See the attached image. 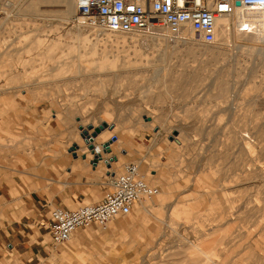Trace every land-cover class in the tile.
<instances>
[{"label":"rangeland","instance_id":"1","mask_svg":"<svg viewBox=\"0 0 264 264\" xmlns=\"http://www.w3.org/2000/svg\"><path fill=\"white\" fill-rule=\"evenodd\" d=\"M30 1L0 0L1 140L64 148L71 127L80 140V126L105 122L125 151L113 152L116 175L139 162L149 178L159 164V184L169 183L155 220L133 211L104 244L78 230V247L51 245L54 264H264V41L95 32L76 9L66 21L22 16ZM51 4L41 11L59 10ZM245 133L260 135L261 152ZM0 153V166L16 165L15 150Z\"/></svg>","mask_w":264,"mask_h":264},{"label":"crops","instance_id":"2","mask_svg":"<svg viewBox=\"0 0 264 264\" xmlns=\"http://www.w3.org/2000/svg\"><path fill=\"white\" fill-rule=\"evenodd\" d=\"M113 130L103 131L96 142H108L116 129ZM19 135L11 134L5 143L0 137V152L15 150L19 154L16 155V165L0 166V264H54L51 240L46 229L48 211L56 207L69 208L67 205L99 202L107 189V177L116 174L113 165H118L120 158L117 157V162L111 164L110 169L104 163L93 167L85 145L81 138L77 139L73 127L67 134L64 148L36 151L16 140ZM73 144L78 146L76 156L70 152ZM121 146L122 141L116 140L110 146L112 154L107 157H116L113 152H123ZM82 155H86L85 160ZM102 166L106 170L100 174ZM161 167L163 165L155 164V170L148 172L147 177L150 183L160 185V194L156 199L161 198L159 205L155 201L143 202L133 209L137 214L147 215L154 220L153 209L162 206L161 200L165 199L169 187V183L159 184L158 172ZM120 224L118 220L109 224V233L104 235L95 233L92 228L86 232L90 238L104 244L112 238V232L124 228ZM80 237V233H75L69 243L78 247ZM128 243H133L132 238ZM103 248L105 255L100 254L99 257L108 258L109 248Z\"/></svg>","mask_w":264,"mask_h":264},{"label":"built area","instance_id":"3","mask_svg":"<svg viewBox=\"0 0 264 264\" xmlns=\"http://www.w3.org/2000/svg\"><path fill=\"white\" fill-rule=\"evenodd\" d=\"M76 18L87 28L115 34H152L160 28L190 30L206 38L214 31L216 20L231 16L235 3L240 7L264 11V0H74ZM113 143L117 138L112 136ZM109 140V141H110ZM108 141V142H109ZM93 140L90 160L101 156L98 164L108 160L103 145ZM112 143V144H113ZM110 176V177H109ZM107 189L97 203L82 204L75 209L56 207L48 211L47 225L53 248L66 245L75 231L91 226L106 228L114 221L130 216L136 204L152 200L159 189L146 181L134 163L123 165L119 174L107 177Z\"/></svg>","mask_w":264,"mask_h":264},{"label":"bare ground","instance_id":"4","mask_svg":"<svg viewBox=\"0 0 264 264\" xmlns=\"http://www.w3.org/2000/svg\"><path fill=\"white\" fill-rule=\"evenodd\" d=\"M47 1H52V4L56 5L59 10H56L54 12L50 11V12H42L41 11V5L46 4ZM51 4V5H52ZM47 6V5H45ZM76 9V5L74 0H31L26 8L24 9V12L22 14V16L25 17H55V18H59L62 21H66L69 20L75 12ZM232 16H234V18H236L235 22H232ZM225 17H232L229 20L224 19ZM53 19V18H52ZM58 19V20H59ZM57 20V19H56ZM60 20V21H61ZM83 26V25H82ZM85 27V26H84ZM83 27V29H84ZM87 28V26H86ZM82 29V28H81ZM89 29V28H88ZM92 29V28H90ZM161 29V28H160ZM98 29H94V31L96 32ZM187 30V29H186ZM100 31V30H99ZM235 33L236 37L238 36V38H240L241 40H245V41H255L257 43H262L264 41V11L258 12L256 10H252V9H248V8H242V7H236L235 8V12L233 15L231 16H222L220 17L218 20H216L215 23V29L214 31L209 35V37L207 38L208 43L209 44H214L213 42H218L220 38L223 37H227V36H232V34ZM115 34V33H114ZM138 33H134V34H124V35H136ZM122 35V34H121ZM228 39V38H227ZM134 43V42H133ZM208 44V45H209ZM143 53V52H142ZM140 49L134 52V56H136L139 60L142 57V54ZM146 57V56H145ZM171 57V56H170ZM165 60V59H164ZM168 60V59H167ZM143 61V60H142ZM166 61V60H165ZM167 62V61H166ZM143 64H147V62H143ZM163 66V65H162ZM161 67V65H160ZM165 67V66H164ZM216 75V74H215ZM35 85V84H34ZM20 87V86H19ZM22 87V86H21ZM26 87V86H25ZM230 108V107H229ZM97 118V117H95ZM98 119V118H97ZM98 123H101L100 121ZM105 123V122H102ZM101 123V124H102ZM99 124V125H101ZM107 124V123H106ZM108 125V124H107ZM88 126L91 127L90 130H88ZM85 129H83L81 126L79 127V132H82L84 130H86L88 132V134H91L92 132H94L95 128L92 125H88ZM263 126V125H262ZM109 128L104 129L105 130H110L112 131L113 128L115 129V127L113 125H108ZM261 129V127H260ZM101 131L96 138L94 139L96 142L97 137L103 132ZM114 131V130H113ZM256 133V132H255ZM254 136V135H253ZM260 135L256 134L255 139H252V135L250 136L249 133H245L244 135L241 136V140L242 142L244 141V144H247L248 146H250L251 148H255L257 149V151L259 150V152L262 151V146H261V140L259 139ZM173 141L176 144H181L180 140L178 137H176L175 139H173ZM120 144V142H119ZM111 146V145H110ZM111 149V148H110ZM257 153V152H256ZM112 154V151H111ZM111 154H106L107 156H110ZM255 154V153H254ZM253 155V154H252ZM117 158V157H116ZM117 162V161H116ZM243 162V161H242ZM115 163V162H113ZM112 163V164H113ZM257 167V166H256ZM259 167H257L258 169ZM249 169V168H248ZM260 171V169L258 170ZM110 177V176H109ZM147 177V176H146ZM146 181L149 182L148 178H146ZM160 194V191H159ZM158 194V195H159ZM157 195V196H158ZM156 196V197H157ZM149 201V200H147ZM145 201H142L138 204L135 205L138 206L141 203H143ZM134 207V208H135ZM231 220V219H230ZM89 229V228H88ZM78 231H75L72 236L77 233ZM72 238V237H71ZM71 240V239H70ZM204 255V254H203ZM207 255V254H206ZM205 256V259H208V257ZM230 263V262H229ZM226 264V263H224Z\"/></svg>","mask_w":264,"mask_h":264},{"label":"water","instance_id":"5","mask_svg":"<svg viewBox=\"0 0 264 264\" xmlns=\"http://www.w3.org/2000/svg\"><path fill=\"white\" fill-rule=\"evenodd\" d=\"M235 6L236 7H240V4L238 2L235 3ZM106 128H109L108 125L106 123H102L101 125H99L98 128H95L94 129V132H92L91 134H88V132L86 130L82 131L80 133V138L81 140L83 141V143L85 145H87V149L89 151H92L93 149V146L90 143L93 142V140L96 138V136L101 132L103 131L104 129ZM88 130L91 129L90 126H88L87 128ZM113 143L112 140H110L107 144H104L103 145V154H111V149H110V145ZM76 150H78V146L76 144H73L70 148V152L73 153L74 156H76ZM82 159L85 160L86 159V155H82ZM102 158L101 156H98V157H95L93 160H90V164L93 166V167H96L98 165V162L101 161ZM117 161V158L115 156H112L110 157L108 160H104L103 163L105 164L106 168L107 169H110L111 168V164L113 162H116Z\"/></svg>","mask_w":264,"mask_h":264}]
</instances>
